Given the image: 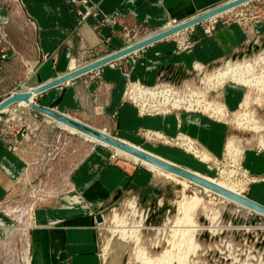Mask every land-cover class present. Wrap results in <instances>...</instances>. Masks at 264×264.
Masks as SVG:
<instances>
[{"label":"crops","instance_id":"0c3cea01","mask_svg":"<svg viewBox=\"0 0 264 264\" xmlns=\"http://www.w3.org/2000/svg\"><path fill=\"white\" fill-rule=\"evenodd\" d=\"M74 1L0 0V102L120 51L135 43L133 36L138 42L166 31L171 22L184 23L232 0H91L100 18L111 20L98 27L92 18L81 21ZM255 2L173 36L182 37L183 43L188 35L200 33L190 49L176 51V39L167 38L34 95L32 104L131 144L144 141L138 137L144 130L188 135L221 160L233 134L228 125L185 112L140 116L123 96L134 79L147 85L181 84L195 80V65L209 69L250 47L259 48L255 53L263 50L254 58L263 55L264 17H244L256 11L251 8ZM231 17L236 18L227 20ZM230 91L237 94L233 104ZM244 96L243 88L235 85L226 86L220 95L232 112ZM61 123L23 103L11 105L0 116V231L16 220L23 222L31 264H102L99 212L123 189L129 188L131 195L148 190L151 173L112 159L110 146L71 136L69 126ZM145 144L143 148L173 164H195L179 149L153 145L155 151ZM243 167L256 179L250 200L264 205V153L246 148Z\"/></svg>","mask_w":264,"mask_h":264},{"label":"rangeland","instance_id":"374dc122","mask_svg":"<svg viewBox=\"0 0 264 264\" xmlns=\"http://www.w3.org/2000/svg\"><path fill=\"white\" fill-rule=\"evenodd\" d=\"M256 1L257 2H255L254 4H251V8L253 7L254 9H256V11L253 12V9L249 10V7H247V10L249 11H247V13H245L246 15H244V17L249 18V20H253L258 17H264V0ZM74 4L76 6L77 12L81 17V21L92 18L93 22L97 21L95 27H98V25L104 26V24H107L111 21L110 18H100L98 8L93 4L91 0H83L82 2L75 0ZM248 4L249 2L240 5L239 7H236L235 10L244 6H248ZM80 6L84 7L85 9L82 10ZM232 12H234V10L230 13L232 14ZM243 14L244 13L241 12V15ZM234 18H227V20H232ZM242 21H244V19H242ZM205 22L210 23L212 22V20H207L200 24H203ZM123 29L126 32L127 29L124 26ZM198 34L188 35V40L183 43H179V40L181 41L182 37L176 39L172 36L176 39V51L187 50L188 48L190 49V47L193 45V40L198 37ZM126 36L129 37V40H131L130 34L127 33ZM147 36L145 35L142 38L140 36L141 39L138 42H136L135 36H133V41H135V43L130 45L132 46L143 41V38ZM151 36L154 35H150L149 37ZM172 37L170 38L173 39ZM130 45H128L127 47H129ZM127 47H125L124 49H126ZM262 52L263 50L259 51L258 54ZM263 57L264 54L249 60L237 61L235 63L232 61V57L229 58V62H226L230 65H233V67L236 64L242 63H248L252 65L253 69L249 70L248 74L246 73L244 68L236 71V74L239 77H242V80H244L245 83L247 82L249 86H244L241 85L242 83L237 84L234 81H229V77L218 82L214 79V75H210L209 78L213 77L212 79L214 80V82H216L215 85L210 84L208 86L210 87V92L213 91L211 92V96L218 97V99L221 100L223 104H225V102L221 99L220 95L222 94L226 86L235 85L243 88L245 96L241 105L245 102L247 96H249L251 103H249L248 108L243 109L248 111L246 113L248 117L252 115L250 119L251 123L257 121L259 122V126H264V85L256 86V83H258V81L260 80H264ZM116 61L118 60H115L112 63ZM223 63L224 61L220 64ZM226 63H224L221 67L224 68ZM240 66L242 67L243 65ZM199 67L204 66L199 65ZM207 67L208 66L204 67V71L206 70L204 74H212L216 71L215 69L213 72H209L210 69H208ZM198 70L201 69L198 68ZM215 75H218V73L215 72ZM137 82H140L143 85L151 88L158 86V84L160 83H165H157L159 82L157 81L155 85H147L139 79H134L133 83ZM187 82V84L192 85L193 88L195 87L197 89H200L201 91H204L206 90V88H208L205 85L199 86V79L197 77L194 81ZM130 83L132 82L128 83L124 95L127 92ZM228 94L229 99L231 100L230 103H235L237 100V94L231 91ZM124 103L136 108L133 101H127ZM240 106L235 112H232L230 110L234 114L231 117L230 120L232 121H230L228 126L231 128V131H233V134L231 135L229 141H234L235 145L240 150L239 166L241 164L243 166L244 152L246 148L254 147L256 152L264 153V151H259L258 149L260 141H264V132L253 131L251 129L253 127L252 125H241V123H244L245 121L239 120V116L242 115V113L244 114V112H242L244 110H241ZM136 109L140 116H160L158 114L143 115L138 110V108ZM249 112L250 114L248 115ZM10 121L12 120L10 119ZM68 131L71 136L73 135L75 137L77 136L80 138H85L79 133H72L70 130ZM148 132L164 134L162 132L153 130H144L138 132V137L142 138L144 141L139 139L137 140V143L134 142L135 144L133 145L141 147L142 149L150 153L151 151L143 148L145 142H148V144L151 146H147L151 148V150L153 149L155 151H157L155 147L159 146L177 150L178 148H180L179 150H181L183 153L189 155V157L192 159L194 158L192 162L195 163L193 164V166H186L183 168L199 173L215 181L224 182L225 184L233 187L238 193H241L246 198L252 199L250 197V192L253 183L248 182L247 179L252 180L253 178H255L254 176H251L249 174L247 179L243 178V174L241 173V171H238L237 167H232L231 164L225 165V167H222V165L209 167L208 165L199 162L197 159H195L194 156L185 152V150H183V148L179 147L178 145H176V148H174L164 144H160L154 140H148L146 138ZM111 156L112 159L117 161L120 160L122 162L124 161L128 163L132 162L135 166H140L142 169L151 173V182L150 188L148 190H141V192L139 193H135L133 191L132 195L129 194V188L123 189L117 200L113 201L111 204H109V206H107V208L99 212L98 215L101 214L103 220L102 222H99L97 220L96 227L100 238L99 251L102 259V264H143V261H141L140 259V255H142V253L146 252L147 255L151 257V259H156L161 254H164V252L172 248L173 244L175 243L176 245H178V247L175 246L174 251L178 253L179 258L177 259H179L180 261L176 259L173 264H264V219L261 220L259 216L252 217L250 216V211L241 206L229 203L225 200L213 197L211 195L209 196L207 194H204L201 190H199V192L198 189H195V186H191V184H188L184 180H181L179 178L173 179L172 177H168L157 171H154L150 169V167L145 166L141 163H134L132 160L119 155L115 151H113V155L111 154ZM221 161H225L224 156ZM178 163L183 165V163L179 161ZM195 165H197V168L195 167ZM22 211H18V214H14L18 217V215H20L19 213ZM29 214L30 212L28 210H25L24 216L26 218H29ZM247 216V223L239 222V219L244 220ZM250 218H252V220ZM189 220H192V224L198 226L193 227V229L195 228L194 230H196L195 234L188 237H186L187 233H183L180 236H174L175 233L178 235L181 230L187 228L185 226L188 225L187 221ZM140 222H142L141 225L139 224ZM28 225L29 224L27 223V226ZM25 228L26 227L23 225V222H19L18 220H16L11 223V227L7 228L6 231L1 229L2 231L7 232V234L1 235L2 231H0V264H27L25 232H21V230ZM133 229L134 231L137 230L138 232H135L133 234V237H130L129 235ZM136 237H141L139 243L136 242ZM171 240L173 242L170 245L169 242ZM167 261H170V259L167 258Z\"/></svg>","mask_w":264,"mask_h":264},{"label":"bare ground","instance_id":"6f19581e","mask_svg":"<svg viewBox=\"0 0 264 264\" xmlns=\"http://www.w3.org/2000/svg\"><path fill=\"white\" fill-rule=\"evenodd\" d=\"M227 3H229V2H227ZM246 3H248V2H246ZM243 4H245V3H243ZM243 4H241V5H243ZM239 6H237V7H239ZM235 8L227 10V11H225V12H223L217 16H214V17L208 19V21L215 19V18H217V17H219L225 13L233 11V10H235ZM197 17H195V18H197ZM188 21H190V20H188ZM188 21H186L184 23H187ZM184 23L179 24L176 21L171 22L169 24L167 30L164 32H167L169 30H173V29L181 26ZM189 28H191V27H189ZM189 28L182 30L180 32L174 33V34L168 36L167 38H170L174 35L182 33L184 31L188 30ZM161 33H163V32H161ZM161 33L156 34L154 36H151V37H149V38H147V39H145L139 43L146 42V41L160 35ZM167 38H165V39H167ZM165 39H162V40H165ZM151 45H153V44H150L149 46H151ZM133 46L134 45H132V46L130 45L127 48H130ZM144 48H146V47H143L141 49H144ZM141 49H139L133 53H136V52L140 51ZM133 53H131V54H133ZM256 54H258V52L255 53L254 55L247 56V57L243 56L242 58H236V59L233 58L232 61L235 63L237 61L249 60V59L254 58V56ZM128 55H126V56H128ZM123 57H125V56H123ZM120 59L121 58H119L117 60H120ZM89 65H91V64H89ZM222 65L223 64H218V65H215V66H212L211 68H209L210 69L209 72L210 71L213 72L216 69L215 72H217L218 75H215V72H213L212 74H206V73L204 74V72L206 71V70L204 71V67H199V65H195L194 66V76H195L194 78L196 79V77H197L199 79V82H198V84H200L199 86L205 85L208 87L210 84L215 85L216 82H214V80L212 79L213 77L209 78L210 75L211 76L214 75L215 76L214 79L218 82L220 80L222 81L223 79L229 77V79H230L229 81H234L237 84L242 83L241 85L249 86L247 82L245 83V81L242 80V77H239L236 74L237 73L236 71L241 69V68H244L246 73L248 74L249 73L248 71L253 69L251 64L242 63V64H236L233 67V65L226 63L224 68L221 67ZM240 65H243V66L241 67ZM84 67H86V66H84ZM84 67H82V68H84ZM198 68H200L201 70H198ZM187 83L188 82L176 84V83H170V82L166 83L165 82V83H160V84H158V86L151 88V87H148L146 85H143L140 82H137V83L132 82V83H130L129 88L124 95V102L133 101L134 106L136 108H138V110L143 115H145V114H158V115L176 114L177 115L181 112H185V113H191V114L206 116L213 121L223 123L226 125H228L230 123V121H232L230 119L234 113H232L227 108V106L225 104H223L221 102V100L218 99V97H212L211 96V92H213V91L210 92V87L206 88V90H204V91H201L200 89H197L195 87L193 88L192 85L187 84ZM205 83H208V84H205ZM222 84H224V83H222ZM261 85H264V80H262V81L260 80V81H258V83H256V86H261ZM215 88H217V87H215ZM32 99H33V97L30 100L31 103H25V102H19V103H23V104H26V105L32 107V105H33ZM249 103H251V101L249 99V96H247L245 102L240 106V109L244 110L243 108H248ZM16 104H18V103H16ZM10 106H8L7 108H9ZM6 109H4L2 111L0 116H3V113ZM242 112H244V114L242 113V115L239 116V120L240 121L243 120L245 122L241 123V125H243V126L252 125L253 127L251 129L253 131L264 132V126H259V122L254 121L253 123H251L250 119H251L252 115H250V117H248L246 114L248 112L247 110H244ZM55 113H57V112H55ZM249 114H250V112L248 113V115ZM68 119L70 120L69 124H66V123H64V124L69 126L68 130H70L72 133H79L82 136H84L86 139H88L92 142H98L99 141V142L104 143L108 146H111L113 151L117 152L121 156L126 157L127 159L132 160L134 163H141L145 166L150 167V169L157 171V172H159L163 175H166L168 177H172L173 179L179 178L181 180H184L188 184H191V186L192 185L195 186L196 187L195 189H198V191L201 190L204 194H207L209 196L211 195L213 197L225 200L229 203L241 206V207L250 211V216H252V217L253 216L254 217L259 216L261 220L264 219L263 213H260L256 210H253V209L247 207L246 205L238 202L237 199L230 197V195H232L234 197H239V198L250 200V199L246 198L245 196H243L241 193H238L233 187L225 184L224 182L215 181V180L210 179L206 176H203L199 173L185 169L179 165L173 164V163L159 157L158 155H154V154L142 149L141 147H137V146H135V145H133L127 141L112 138L103 132H96V131L89 128L92 131L93 135H95V136L89 135L86 132H84L81 128H77L73 125L74 123L77 124L79 122L71 120L70 118H68ZM79 124H81V123H79ZM81 125H83V124H81ZM84 127H86V126H84ZM146 138L150 141L154 140L160 144H164V145H167L169 147L176 148L175 146L178 145L179 147L183 148V150H185V152L194 156L195 159H197L199 162H202V163L208 165L209 167L220 166V165H222V167H225V165L231 164L232 167H237L238 168L237 170L241 171V173L243 174V178H245V179L248 178V175H249L248 172H246L244 170L242 164L239 166L240 150L237 148L234 141L228 142L226 152L224 154L225 161L223 162L221 160L214 158L205 148H203L202 145H200V143L197 140L193 139L192 137H190L188 135L179 134L175 137H169V136H166L164 134H157L156 132H148ZM263 143H264V141H260L259 146H258L259 151H264V144ZM178 149H180V148H178ZM232 163L234 165H237V166H234ZM177 171L178 172L183 171L189 175L188 176H182L179 173H177ZM247 180L250 183H253L256 181L255 178H253L252 180L251 179H247ZM247 218H248V216L244 220L239 219V222H242V223H245L246 221L248 222ZM250 219L252 220V218H250ZM140 220H142V219H140ZM104 222H105V220H104ZM139 224L141 225L142 222H140ZM187 224L188 225L185 226V227H187L186 229L181 230L178 235L175 233L174 236H180L183 233H187L186 237H188L190 235L193 236V234H195V232H196V230H194L195 228L193 229V227H198V226L192 224V220L187 221ZM140 225H138V226H140ZM190 227H192V228H190ZM146 228H148V227H146ZM135 232H138V231L137 230L134 231V229H133L129 236L133 237V234ZM141 237H136L137 243L140 242ZM172 242H173L172 240L169 242L170 245L172 244ZM175 246L178 247V245H176V243L173 244L172 248H170L169 250L164 252V254H161L156 259H151V257L149 255H147L146 252H144V253H142V255H140V259H141V261H143L142 262L143 264H173L174 261L177 258H179L178 253H176L174 251ZM145 255L147 258L145 257ZM167 258H169L170 261H167ZM177 260L180 261L179 259H177ZM26 262H27V264H31L30 260H29L28 251H27V261Z\"/></svg>","mask_w":264,"mask_h":264},{"label":"water","instance_id":"95a60500","mask_svg":"<svg viewBox=\"0 0 264 264\" xmlns=\"http://www.w3.org/2000/svg\"><path fill=\"white\" fill-rule=\"evenodd\" d=\"M249 1H252V0H233L227 4H224L218 8H215L214 10H211L209 12H206L205 14L203 15H200L198 16L197 18H194L190 21H188L187 23H184L182 24L181 26L173 29V30H169L167 32H163L161 33L160 35L146 41V42H143V43H137L135 44L133 47H130V48H127L125 50H122L120 52H116L114 54H111L110 56H107V57H104L103 59L101 60H98L97 62L89 65V66H86L84 68H81L79 70H76L75 72H70L69 74L65 75V76H62L52 82H49V83H46V84H42L40 85L39 87H37L36 89L33 90V92H24V93H15L13 96L5 99L4 101L0 102V115L2 113V111L4 109H6L8 106L10 105H13L15 103H19V102H25V103H31L30 100L31 98L33 97V95H40L48 90H51L57 86H61L62 84H65L79 76H82L83 74L87 73V72H90L92 70H95V69H98L102 66H104L105 64H109V63H112L113 61L119 59V58H122L123 56H126L128 54H131L143 47H147L149 46L150 44H154V43H157L159 41H161L162 39H165L167 38L168 36L174 34V33H177V32H180L182 30H185L189 27H192V26H195L197 24H200L202 23L203 21H206L214 16H217L227 10H230V9H233L243 3H246V2H249ZM255 49L256 50H259V48H254V50L250 47L248 48L247 51L245 52H241L239 54H236L233 58L236 59L237 57L238 58H242L243 56H251V55H254L255 54ZM32 107L36 110H38L39 112L41 113H44V114H47L48 116H50L51 118H55L59 121H62L63 123H66V124H69L70 120L62 115V114H59L58 112L55 113L54 110L52 109H49V108H43V107H38L36 105H32ZM75 127L77 128H81L84 132H86L87 134L89 135H93L92 131L87 128V127H84L83 125L79 124V123H74L73 124ZM95 136V135H93ZM166 167V166H165ZM176 171V170H175ZM180 175L182 176H188L189 174H187L186 172H178ZM158 194V193H157ZM230 197L234 198V199H237L238 202L246 205L247 207L253 209V210H256L260 213H263L264 214V206L261 205V204H258L256 202H253L251 200H247V199H243V198H239V197H234L232 195H230ZM98 221L99 222H102V216L101 214L98 215Z\"/></svg>","mask_w":264,"mask_h":264}]
</instances>
